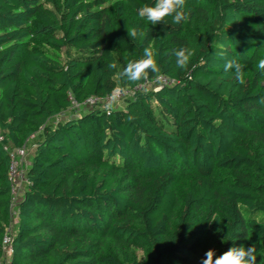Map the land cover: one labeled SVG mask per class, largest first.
Returning <instances> with one entry per match:
<instances>
[{"label": "trees", "instance_id": "obj_1", "mask_svg": "<svg viewBox=\"0 0 264 264\" xmlns=\"http://www.w3.org/2000/svg\"><path fill=\"white\" fill-rule=\"evenodd\" d=\"M146 4L0 0V264H201L241 245L264 262V0H186L178 25H151ZM126 24L145 36L131 40ZM149 46L171 81L156 90L139 88L155 74L120 75ZM228 59L244 83L224 72ZM119 87L124 107L50 123ZM32 136L13 214L10 151Z\"/></svg>", "mask_w": 264, "mask_h": 264}, {"label": "clouds", "instance_id": "obj_2", "mask_svg": "<svg viewBox=\"0 0 264 264\" xmlns=\"http://www.w3.org/2000/svg\"><path fill=\"white\" fill-rule=\"evenodd\" d=\"M138 15L145 18L151 25L166 24L167 18L171 17L172 24H181L187 20L186 0H154L153 5H144L138 9ZM126 31L131 40H136L145 36L142 30L136 26L128 27L126 24ZM173 55L176 57V65L180 69H184L190 61L192 52L186 47L173 50ZM110 68H115L116 65L110 64ZM258 69L264 73V59H260ZM225 73H234L235 78L244 83V71L242 65L233 59H228L224 64ZM150 74H155L159 77L160 67L156 59V51L152 47H145L141 58L129 61L123 71L120 73L121 77L129 83H139L148 80ZM113 101L117 96H113ZM261 103H264V97L261 98ZM132 119V117H129ZM256 247H245L243 245L233 246L221 255L217 256L214 249L206 251L201 264H257V257L255 255ZM264 264V262H262Z\"/></svg>", "mask_w": 264, "mask_h": 264}, {"label": "built area", "instance_id": "obj_3", "mask_svg": "<svg viewBox=\"0 0 264 264\" xmlns=\"http://www.w3.org/2000/svg\"><path fill=\"white\" fill-rule=\"evenodd\" d=\"M171 81L164 76H159L157 79L151 81V82H146L142 85L139 86L140 89L142 88H148V87H153L155 90L158 89L161 85L164 84H170ZM117 90V89H116ZM116 90L109 95L108 97H106L105 99H98L96 97H92L87 99L84 103L82 104H78L76 102L75 105L77 106H82V105H90L91 107L93 106H97L99 105L102 101L104 100H109L112 99ZM127 92L130 94V90L127 89ZM24 147L21 148H17V149H13L10 151V156H11V166H10V178L13 182V204H12V211L13 209L17 206V204L19 203L18 199H17V193L19 192V186L23 180V182L27 183L26 180V175L25 173H23V169H21V167L24 165L25 160H24V156H25V151H24ZM22 158V160H20ZM15 213V211L13 212V214ZM13 224V223H12ZM13 225L10 226V228L7 230V233L4 237L3 240V249H4V254H8L11 255L12 253V228Z\"/></svg>", "mask_w": 264, "mask_h": 264}, {"label": "rangeland", "instance_id": "obj_4", "mask_svg": "<svg viewBox=\"0 0 264 264\" xmlns=\"http://www.w3.org/2000/svg\"><path fill=\"white\" fill-rule=\"evenodd\" d=\"M117 96V99L115 101H113V99H109V100H104L102 101L98 106L102 107V108H119V107H124L125 106V102L127 99L130 98V94L127 92V88H123V87H119L115 94ZM96 106V105H95ZM92 107L90 105H82V106H77L75 105V103L73 104V106L65 111L64 113H62L59 116H56L54 118H52L50 120V123L55 125L57 124L59 121H65L67 119L70 118H74L77 117L81 114H84L85 112H87L89 109H91ZM38 140L37 136H32L31 139L27 142L26 146L24 147V151H25V156H24V160L25 163L24 165L21 167V169H23V173H26V169L29 166L32 157H33V153H34V149H35V145L36 142ZM22 160V158L20 159ZM185 182L182 180H177L175 186L178 188L179 191H182L185 189ZM27 187V184L25 182H21L20 186H19V192L17 193V199L18 201L20 200V198L23 195V192L25 191ZM17 211V206L15 207V209H13L14 211ZM16 228V222L14 223V229ZM14 231V230H13ZM10 257V255L6 254L5 258L8 260ZM139 257L140 259H143V253H139Z\"/></svg>", "mask_w": 264, "mask_h": 264}]
</instances>
